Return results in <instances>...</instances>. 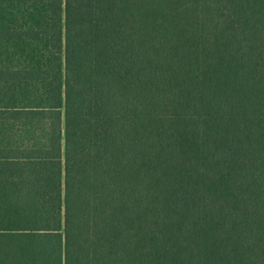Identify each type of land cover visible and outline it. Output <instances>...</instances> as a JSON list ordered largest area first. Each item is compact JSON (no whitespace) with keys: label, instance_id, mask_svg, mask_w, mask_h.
I'll list each match as a JSON object with an SVG mask.
<instances>
[{"label":"trees","instance_id":"1","mask_svg":"<svg viewBox=\"0 0 264 264\" xmlns=\"http://www.w3.org/2000/svg\"><path fill=\"white\" fill-rule=\"evenodd\" d=\"M0 3V264H264V0Z\"/></svg>","mask_w":264,"mask_h":264},{"label":"rangeland","instance_id":"2","mask_svg":"<svg viewBox=\"0 0 264 264\" xmlns=\"http://www.w3.org/2000/svg\"><path fill=\"white\" fill-rule=\"evenodd\" d=\"M43 14V7L24 3H0V25H20L34 17L39 19Z\"/></svg>","mask_w":264,"mask_h":264}]
</instances>
